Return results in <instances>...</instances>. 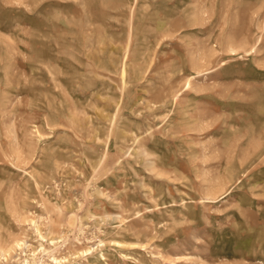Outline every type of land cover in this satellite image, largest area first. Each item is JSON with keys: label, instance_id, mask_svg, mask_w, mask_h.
Listing matches in <instances>:
<instances>
[{"label": "rangeland", "instance_id": "1", "mask_svg": "<svg viewBox=\"0 0 264 264\" xmlns=\"http://www.w3.org/2000/svg\"><path fill=\"white\" fill-rule=\"evenodd\" d=\"M0 254L264 264V0H0Z\"/></svg>", "mask_w": 264, "mask_h": 264}, {"label": "bare ground", "instance_id": "2", "mask_svg": "<svg viewBox=\"0 0 264 264\" xmlns=\"http://www.w3.org/2000/svg\"><path fill=\"white\" fill-rule=\"evenodd\" d=\"M16 246H20V244H18V245H16ZM1 255V254H0ZM2 255H3V253H2Z\"/></svg>", "mask_w": 264, "mask_h": 264}]
</instances>
